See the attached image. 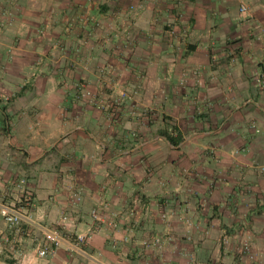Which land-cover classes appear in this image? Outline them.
<instances>
[{"label":"crops","instance_id":"obj_1","mask_svg":"<svg viewBox=\"0 0 264 264\" xmlns=\"http://www.w3.org/2000/svg\"><path fill=\"white\" fill-rule=\"evenodd\" d=\"M240 1L0 0V204L31 217L0 215V264L264 255V0ZM79 81L123 100L117 123Z\"/></svg>","mask_w":264,"mask_h":264},{"label":"built area","instance_id":"obj_2","mask_svg":"<svg viewBox=\"0 0 264 264\" xmlns=\"http://www.w3.org/2000/svg\"><path fill=\"white\" fill-rule=\"evenodd\" d=\"M248 4L244 1H240L239 10L240 11H247ZM9 10L0 9V31L7 25L8 21L12 19V14L7 12ZM264 77V72L260 74L259 80L262 81ZM82 92L86 90L85 87H81ZM87 93L90 94V91L87 90ZM85 95V92L83 93ZM23 180H21L18 185L22 187ZM25 193V203H30L31 200V192L24 189ZM96 212L94 211V214ZM0 215L11 225L21 223L22 221H31V217L29 213L23 210V207L19 204L15 203H6L2 202L0 204ZM66 242L65 235L63 234L61 228L59 227H51V228H43V237L41 242L38 243L36 250L38 255L46 256L52 254L55 251L57 246Z\"/></svg>","mask_w":264,"mask_h":264},{"label":"rangeland","instance_id":"obj_3","mask_svg":"<svg viewBox=\"0 0 264 264\" xmlns=\"http://www.w3.org/2000/svg\"><path fill=\"white\" fill-rule=\"evenodd\" d=\"M0 9H1V7H0ZM75 86H76V90H77V97L79 100H82L83 102H85V104H91L94 106H99L103 111H106L108 113V120H109L110 124H111V122L117 123L119 121L118 120L120 117L118 114L120 111L119 107L122 105L123 100H119L120 101L119 102L116 100V98L113 96V94L107 96L106 94L102 93L101 91L94 90L89 86V84L87 82L79 81L76 83ZM82 86L86 88V90H83V92H82V88H81ZM87 90L90 91V94L86 92ZM84 92H85V95L83 94ZM171 124H173V123H171ZM174 130L175 129H172V133H174ZM132 135L137 137L138 136L137 130L133 131ZM142 141H144V138H142ZM120 147L117 149H119V151H122L123 153H130L132 150V147L130 145L122 146L121 148ZM250 242L252 243V241L250 240L246 246L248 249H249L248 245L250 246V244H249ZM261 242H263V244H264V239ZM249 259L255 260V264L256 263L264 264V255L263 254H261L259 256H253L251 254V255H249Z\"/></svg>","mask_w":264,"mask_h":264},{"label":"trees","instance_id":"obj_4","mask_svg":"<svg viewBox=\"0 0 264 264\" xmlns=\"http://www.w3.org/2000/svg\"><path fill=\"white\" fill-rule=\"evenodd\" d=\"M165 136L171 141V142H176L175 139L169 135V134H165Z\"/></svg>","mask_w":264,"mask_h":264}]
</instances>
